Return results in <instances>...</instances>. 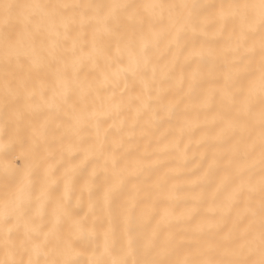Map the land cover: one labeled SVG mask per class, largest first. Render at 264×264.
I'll return each mask as SVG.
<instances>
[{"label": "snow or ice", "instance_id": "obj_1", "mask_svg": "<svg viewBox=\"0 0 264 264\" xmlns=\"http://www.w3.org/2000/svg\"><path fill=\"white\" fill-rule=\"evenodd\" d=\"M0 264H264V0H0Z\"/></svg>", "mask_w": 264, "mask_h": 264}, {"label": "bare ground", "instance_id": "obj_2", "mask_svg": "<svg viewBox=\"0 0 264 264\" xmlns=\"http://www.w3.org/2000/svg\"><path fill=\"white\" fill-rule=\"evenodd\" d=\"M14 2V0H9ZM166 162L169 164H175L176 161L173 157H167ZM201 164V154L197 151L195 144L190 145L188 153V159L185 162V166L181 169V176L183 179L178 181L180 187L183 189L182 197L184 200H191L192 197L197 195V185L193 183L196 180V174L199 171Z\"/></svg>", "mask_w": 264, "mask_h": 264}]
</instances>
